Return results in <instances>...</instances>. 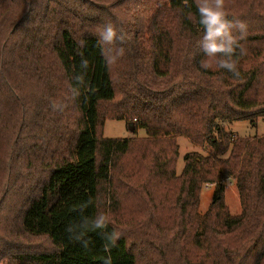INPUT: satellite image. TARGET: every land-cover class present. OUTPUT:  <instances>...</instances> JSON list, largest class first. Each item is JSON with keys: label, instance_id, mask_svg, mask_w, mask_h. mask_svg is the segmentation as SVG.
Here are the masks:
<instances>
[{"label": "trees", "instance_id": "1", "mask_svg": "<svg viewBox=\"0 0 264 264\" xmlns=\"http://www.w3.org/2000/svg\"><path fill=\"white\" fill-rule=\"evenodd\" d=\"M225 3L248 26L239 77L200 67L195 0H0V210L17 208L16 224L0 225V264H103L104 230L89 226L104 214L121 234L112 264H264V135L219 124L264 118V0ZM107 22L126 37L103 46L125 49L111 67L99 43ZM109 120L134 136L104 138ZM179 136L210 152L187 154L181 174ZM69 226L89 227L87 248ZM40 238L51 251L31 247Z\"/></svg>", "mask_w": 264, "mask_h": 264}, {"label": "clouds", "instance_id": "2", "mask_svg": "<svg viewBox=\"0 0 264 264\" xmlns=\"http://www.w3.org/2000/svg\"><path fill=\"white\" fill-rule=\"evenodd\" d=\"M196 9L199 15L198 23L202 26L203 37L201 41V50L207 59L200 61V67L207 70L213 67V64L218 69H224L232 73L234 77H239L238 62L233 59L239 50V54L246 53V49L241 44V41L246 39L247 24L245 21L238 18H229V12L226 10L225 0H195ZM238 33V34H237ZM99 43L101 44V55L104 57L106 64L111 67L116 64L117 60L125 55L123 47H103L104 45H114L117 41L120 44L125 42V34L122 29L107 22L99 31ZM83 46V42H81ZM89 61L86 57H81L80 67L87 69ZM77 84L84 85V74L75 76ZM79 89L73 88V98L78 96ZM53 110H62L63 105L52 103ZM110 223L108 217L104 214L94 220L89 226L91 230H104L101 233V238L106 241L103 245V251L107 253L103 257V264H112L111 249L120 239L121 234L115 230L112 232L106 231ZM89 227L77 230L73 226L66 228L69 233V239L79 243L82 247L87 248L90 240L86 238V233Z\"/></svg>", "mask_w": 264, "mask_h": 264}, {"label": "rangeland", "instance_id": "3", "mask_svg": "<svg viewBox=\"0 0 264 264\" xmlns=\"http://www.w3.org/2000/svg\"><path fill=\"white\" fill-rule=\"evenodd\" d=\"M221 129L225 132H231L235 135L239 136L240 138H253L256 136L264 135V118L259 119L256 123H251L249 121L246 122H227V121H220L219 122ZM103 136L106 139H117V140H125L134 136L133 127L127 125L124 121H113L109 120L105 123ZM145 136V131L143 129H139L137 133L138 138H142ZM177 142L179 145V159L177 163V173L181 174L184 168V158L187 154L192 152L202 153L204 155L209 154V149H201V147L197 146L196 144L189 141L184 136L177 137ZM214 198V188L207 186L203 189L201 194V203H200V213L205 214L211 203L213 202ZM226 204L229 207L230 214L232 217L239 216L241 214V205L239 199V193L237 190L236 182L233 179H229L226 182V194H225ZM15 209L14 213L7 216V209L5 212L4 206L0 211L3 212V215L7 221H0V225L3 224L2 229L6 228V224L12 225L16 224L15 220ZM17 215V214H16ZM31 247L35 250H47L51 251L52 246L50 242H48L45 238L40 239H32Z\"/></svg>", "mask_w": 264, "mask_h": 264}]
</instances>
